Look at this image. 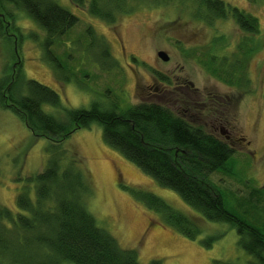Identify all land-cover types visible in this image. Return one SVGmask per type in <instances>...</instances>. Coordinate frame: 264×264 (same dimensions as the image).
<instances>
[{
  "label": "rangeland",
  "instance_id": "374dc122",
  "mask_svg": "<svg viewBox=\"0 0 264 264\" xmlns=\"http://www.w3.org/2000/svg\"><path fill=\"white\" fill-rule=\"evenodd\" d=\"M54 1L76 16L78 23L60 39L61 43L50 48L38 24L23 10L5 5L15 15L19 31L13 33L7 26L10 40L0 37V77L20 67L25 79L55 91L65 109H88L93 102H118L121 109H126L142 101L164 99L166 106L182 116L185 106L181 103L186 105L188 100L178 86L185 81L204 97L208 93L232 96L228 108L214 102L216 108L200 121L221 139L229 141L230 136L229 143L235 150L226 164V174L214 173L209 179L219 189L228 211L263 229L264 0H223L256 17L259 31L255 35L241 32L230 17L206 24L195 17L196 4L189 0H127L130 12L119 15L113 25L88 15L70 0ZM88 28L94 32V44ZM100 38L106 42L108 56L103 57ZM243 38H249L248 44L254 48L247 60L246 93L221 83L205 68L211 56L232 60ZM159 51L168 54V62L157 56ZM57 63L63 70L58 68L55 73L53 66ZM155 72L168 77L171 84L161 83ZM42 108L56 117L63 115L47 105ZM226 110L230 115L227 125L219 117ZM58 148L66 156L76 153L81 158L91 183L86 206L97 226L109 232L121 248L135 250L140 264L152 260L160 264H256L239 247L233 225L202 219L177 193L160 187L110 148L98 123L75 131ZM53 149L48 140L33 137L12 111L0 108L1 205L18 213L16 197L25 179L44 169ZM146 193L187 215L198 228L195 239L179 234L164 223L161 214L148 209L139 199ZM208 238H213L210 246Z\"/></svg>",
  "mask_w": 264,
  "mask_h": 264
},
{
  "label": "trees",
  "instance_id": "16d2710c",
  "mask_svg": "<svg viewBox=\"0 0 264 264\" xmlns=\"http://www.w3.org/2000/svg\"><path fill=\"white\" fill-rule=\"evenodd\" d=\"M189 1L196 4L195 17L208 25L230 17L245 34L255 35L259 31L256 17L223 0ZM70 2L108 25L115 24L119 15L131 10L127 0ZM7 4L23 10L41 27L48 48L61 43L60 39L78 23L76 16L54 0H0L1 38L8 37L7 26L12 27L13 33L19 31L15 15L5 8ZM86 32L94 44L93 30L88 28ZM99 40L104 45L103 57L108 56L106 42ZM248 42L249 38L240 41L232 60L211 56L205 65L211 76L223 84L237 86L244 93L249 82L247 60L254 50ZM58 68L63 70L57 63L53 66L55 73ZM155 77L163 84H171L168 77L158 72ZM191 87L186 81L182 87L178 86L188 100L186 105L181 103L185 106V114L181 116L166 106L163 97L160 102L142 101L126 109H121L118 102H93L88 109H65L55 91L25 79L20 67L0 77V108L12 111L33 137L46 139L54 147L44 169L25 179L16 197L18 213L0 204V264H140L135 250L121 248L109 232L97 226L86 206L91 195L88 172L76 153L66 156L58 148L75 131L90 128L94 123L101 126L103 140L110 148L160 187L177 193L202 219L233 225L239 247L256 264H264V228L248 224L228 211L219 189L209 179L214 173L226 174V164L235 150L227 140L207 131L200 121L216 108L212 103L228 108L233 97L211 93L204 97ZM44 105L62 111L63 115L56 117L45 112ZM228 112L219 114L226 125L230 124ZM139 199L148 209L161 214L167 226L195 239L198 228L187 215L154 194H141ZM212 239L208 238V246ZM216 264L233 263L216 261Z\"/></svg>",
  "mask_w": 264,
  "mask_h": 264
},
{
  "label": "water",
  "instance_id": "95a60500",
  "mask_svg": "<svg viewBox=\"0 0 264 264\" xmlns=\"http://www.w3.org/2000/svg\"><path fill=\"white\" fill-rule=\"evenodd\" d=\"M157 56L163 61V62H168L169 61V56L166 52L164 51H159L157 52Z\"/></svg>",
  "mask_w": 264,
  "mask_h": 264
},
{
  "label": "flooded vegetation",
  "instance_id": "af4514ba",
  "mask_svg": "<svg viewBox=\"0 0 264 264\" xmlns=\"http://www.w3.org/2000/svg\"><path fill=\"white\" fill-rule=\"evenodd\" d=\"M154 80L157 82L156 79H154ZM156 91H158V88H156ZM227 139L229 140L228 142H231V141H230V140H231V137H230V136H228Z\"/></svg>",
  "mask_w": 264,
  "mask_h": 264
}]
</instances>
